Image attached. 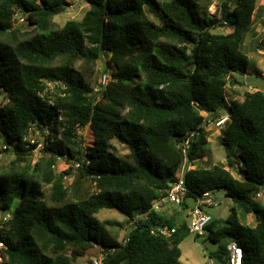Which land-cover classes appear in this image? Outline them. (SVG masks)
<instances>
[{"label":"trees","instance_id":"trees-1","mask_svg":"<svg viewBox=\"0 0 264 264\" xmlns=\"http://www.w3.org/2000/svg\"><path fill=\"white\" fill-rule=\"evenodd\" d=\"M88 3L81 19L57 27L68 0H0V87L9 99L0 106V140L15 154L10 170L0 172V210L13 211L0 226V264H72L96 245L104 264H184L187 221L178 222L176 211H154L153 201L166 195L185 161L192 167L184 172V207L206 191L226 188L246 214H255L251 226L233 207L224 224L214 218L208 225L209 238L219 243L210 255L215 264H230L232 240L244 249L243 264H264V206L256 199L264 184V91L228 96L229 86H247L245 43L257 0ZM18 9L34 25L29 37L18 36ZM219 26L231 31L214 32ZM100 62L112 78L95 93ZM224 111L231 119L221 143L239 177L223 163L201 165L209 142L204 114L218 118ZM87 126L92 143L81 134ZM36 127L49 132L41 149L46 154L32 164L38 143L27 138ZM193 132L185 156L178 144ZM114 140L128 153L120 154ZM60 158L71 170L56 172ZM69 173L74 179L67 184ZM42 182L51 185L49 203ZM104 208L138 217L125 244L108 229L124 225L97 216ZM157 225L176 231L163 236L152 232ZM225 238L229 243L221 242Z\"/></svg>","mask_w":264,"mask_h":264},{"label":"rangeland","instance_id":"rangeland-1","mask_svg":"<svg viewBox=\"0 0 264 264\" xmlns=\"http://www.w3.org/2000/svg\"><path fill=\"white\" fill-rule=\"evenodd\" d=\"M219 4H216V8ZM88 4H86L84 1L76 5L74 8H67L65 12L62 14L56 16L55 23L56 26H62L64 23L69 19H76L79 20L83 17L86 9L88 8ZM264 8V0H257V9L255 14V19L253 22V31H249L245 43V51L247 54H249L251 58V62L249 65V73H248V80L247 84V90H256L261 89L264 91V49H261L258 47L260 42L263 40V35H261V27L264 26V18L262 17V12ZM262 10V11H261ZM18 18L15 22V25L19 27L20 32L18 33V36L20 38L29 37L35 32L34 25H31L28 23V21L25 19V16L22 14L21 10L18 9ZM264 16V14H263ZM214 32H229L231 31V27L225 28L222 26L217 27L213 30ZM110 58V54L107 53L103 57V61H107ZM103 64L100 62L98 66H95L94 68V77H93V83L94 85L97 84L99 80V76L102 72ZM110 75L112 74V69L108 71ZM252 88H250V86ZM231 87V86H229ZM228 87V88H229ZM246 88H240L239 98H243V94ZM229 98H233L235 94H231L228 91ZM8 96L5 91L0 87V106L5 105L8 102ZM224 113H227L224 111ZM209 131L208 140L209 142L203 146L201 150V165L204 167H211L214 164H225L228 166V159H229V151L228 149L221 143V135L222 130L217 127H208L207 129ZM49 130L43 131L40 128H35L33 132L28 137V141L30 143H38L37 148L34 150V156L32 159V164L36 163V161L43 156V154H46L45 151H42L41 149L45 148V140L48 135ZM81 134H83V137L85 139L86 143H92L94 141V132L93 130L87 126L83 130H81ZM119 153L120 154H126L128 153V149L125 145L120 144L117 140H114ZM233 160L235 162L239 161L238 154L235 153L232 156ZM15 159V154L13 151H4L3 150V143L0 140V172H5L10 170L12 161ZM78 166V165H76ZM71 164L64 158L58 159L55 169L57 173H62L67 170H71ZM228 168L232 171V173L239 177L238 168L229 167ZM73 176L69 174H66L64 176L65 182L71 183L73 181ZM42 190L45 195V200L49 203L50 202V192H51V185L45 184L42 182ZM216 195H222L223 199L220 202V205L217 207H213L210 209V211L213 213V215L218 219L220 224H224L227 218L230 215L231 209L235 207L238 211V214L243 222H246L248 224L254 225V219L255 214L250 213V215H247L246 212L242 210V208L233 200L232 197L228 195L226 188H220L216 189L214 191ZM258 201L261 202V204L264 206V193L260 197H256ZM190 205L194 203V200H190ZM172 211H176L174 217L178 222L181 221H187L188 223V210L183 209V205L172 203L171 201L166 200L165 201V209L163 212L165 213H171ZM97 216L105 221V220H113L118 221L122 223L124 226H108V229L110 232L119 240L123 241L128 232L134 227L135 221L138 219L136 217V220H129L128 217H126L124 214L120 213L118 210L115 209H102L99 213H97ZM246 216L248 217L246 220ZM230 239L225 238L221 242L223 243H229ZM217 242H214L212 239L209 238L208 233L206 232L205 235H198L195 233H188L185 235V237L182 239L180 243V248L182 251L181 259L184 264H215V258H211L210 255L218 248ZM2 247H0V263L4 261L5 257L1 252ZM105 254L103 252V249L96 245L95 247L89 249L86 251L85 255L79 257L78 259L74 260L72 264H90L91 259L93 257L97 258H104Z\"/></svg>","mask_w":264,"mask_h":264},{"label":"built area","instance_id":"built-area-1","mask_svg":"<svg viewBox=\"0 0 264 264\" xmlns=\"http://www.w3.org/2000/svg\"><path fill=\"white\" fill-rule=\"evenodd\" d=\"M69 5L67 8H74L76 5L84 1L86 4L89 5L88 0H68ZM216 4L214 3L210 7V11L212 13H215L217 8ZM220 18H222L221 12L219 13ZM226 23V22H225ZM262 33L264 34V26L261 28ZM248 76L245 75V79ZM112 78V75L108 73V71H103L100 74L99 80L97 84L94 85V92L100 93L102 90L106 89L108 84L110 83ZM50 87H53L52 83H49ZM250 88H252L251 85H249ZM100 97V95H98ZM205 122L206 128L208 127H217L221 130L225 127L228 121H230L231 117L228 113H222V115L218 118H211L209 114L205 113ZM49 130L48 128H46ZM45 129V130H46ZM33 130L31 131V133ZM49 132V131H48ZM30 133V134H31ZM195 133H191L189 136H185L182 138V141L180 144H178L185 154L187 155V151L191 146V142L193 140ZM28 140V138H27ZM6 146H3V149H5ZM37 148V147H36ZM35 148V149H36ZM34 149V150H35ZM191 168L192 164H188L186 161L180 168L179 172L177 173V178L175 181L171 183L170 189L167 191L166 195L164 197L155 199L153 201V210L159 213H163V210L165 209V201H171L172 203L183 205L185 202V196L187 194V186L185 183V177L184 172L186 168ZM264 193V184L260 187V189L256 193V197L262 196ZM223 199L222 195H216L214 191H206L202 195H200L197 199L194 200V203L188 207H184L183 209L188 210V223L187 227L189 229L190 233H195L198 235H205L207 231L208 225L213 221L215 216L210 211L211 208L217 207L220 205L221 200ZM172 214L175 213V211L171 212ZM13 217V211H5L0 210V226H3L5 223H8L10 219ZM176 231V228H169L168 226L164 225H157L152 229V232L159 233L163 236H170ZM127 238L123 240V243L125 244L127 242ZM0 247H4V243L0 240ZM229 263L230 264H243L244 261V249L240 245V243L237 240H232L229 243ZM105 254V253H104ZM105 256L104 258H97L93 257L91 259L90 264H104ZM3 262V261H2Z\"/></svg>","mask_w":264,"mask_h":264},{"label":"crops","instance_id":"crops-1","mask_svg":"<svg viewBox=\"0 0 264 264\" xmlns=\"http://www.w3.org/2000/svg\"><path fill=\"white\" fill-rule=\"evenodd\" d=\"M262 10H263V12H262V17H261V18H264V16H263V14H264V8H263ZM262 10H261V11H262ZM252 27H253V26H252ZM251 31H253V28L251 29ZM251 31H250V33H251ZM253 32H254V31H253ZM246 77H248V76H246ZM243 87H244V86H238V85H237V86H231V87L229 88V93H231V94H235V96H234L233 98L240 97L238 93L240 92V88H243ZM245 88L248 89L247 86H245ZM245 88H244V89H245ZM163 214H165V215H166V214L171 215V213H165V212H163ZM247 215H250V213L247 214ZM215 218H216V217H215ZM247 218H248V217L246 216V220H247ZM245 223H246V222H245ZM254 223H255L254 225H252L251 223H250L249 225H251V226H255V225H256V218L254 219ZM247 224H248V223H247Z\"/></svg>","mask_w":264,"mask_h":264},{"label":"water","instance_id":"water-1","mask_svg":"<svg viewBox=\"0 0 264 264\" xmlns=\"http://www.w3.org/2000/svg\"><path fill=\"white\" fill-rule=\"evenodd\" d=\"M15 22H16V20H15ZM199 163H200V161H197V162H196V165H199Z\"/></svg>","mask_w":264,"mask_h":264}]
</instances>
